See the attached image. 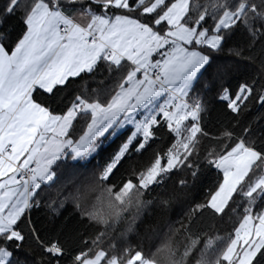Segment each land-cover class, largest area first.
Masks as SVG:
<instances>
[{
    "label": "snow or ice",
    "instance_id": "obj_1",
    "mask_svg": "<svg viewBox=\"0 0 264 264\" xmlns=\"http://www.w3.org/2000/svg\"><path fill=\"white\" fill-rule=\"evenodd\" d=\"M0 264H264V0H0Z\"/></svg>",
    "mask_w": 264,
    "mask_h": 264
},
{
    "label": "trees",
    "instance_id": "obj_2",
    "mask_svg": "<svg viewBox=\"0 0 264 264\" xmlns=\"http://www.w3.org/2000/svg\"><path fill=\"white\" fill-rule=\"evenodd\" d=\"M93 163L95 164V163H97V161L94 160ZM114 179H115V178H114ZM193 195H194L197 199L202 198V194H200V193H198V192H194ZM172 218H173V219H179V216L173 214V217H172ZM146 222H147V221H146Z\"/></svg>",
    "mask_w": 264,
    "mask_h": 264
}]
</instances>
